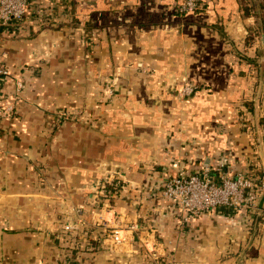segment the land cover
Instances as JSON below:
<instances>
[{"label": "crops", "instance_id": "0c3cea01", "mask_svg": "<svg viewBox=\"0 0 264 264\" xmlns=\"http://www.w3.org/2000/svg\"><path fill=\"white\" fill-rule=\"evenodd\" d=\"M177 1L31 0L0 27V264H264V35L240 0ZM223 156L255 203L180 223L160 184Z\"/></svg>", "mask_w": 264, "mask_h": 264}, {"label": "built area", "instance_id": "2783aa9c", "mask_svg": "<svg viewBox=\"0 0 264 264\" xmlns=\"http://www.w3.org/2000/svg\"><path fill=\"white\" fill-rule=\"evenodd\" d=\"M30 2L31 0H0V27L11 31L19 28ZM201 2L202 0H178L176 9L179 13L192 12ZM13 26H15L14 29ZM9 75V70L0 61V85ZM22 88L23 82L16 79V96ZM193 90L194 85L184 83L177 93L180 97H185ZM14 109L11 103L0 105V113H10ZM257 186L256 181L244 172L231 171L228 168V158L223 156L218 159L215 167L205 164L196 171H186L181 168L176 173L166 176L160 184V192L171 205L179 210L180 223H183L213 209L236 213L244 207H250L255 203ZM135 227H138L136 223L129 225V228ZM113 235L117 242L123 239V235H119L117 230H113ZM152 256L159 260L156 254L152 253ZM160 264L175 263L168 261Z\"/></svg>", "mask_w": 264, "mask_h": 264}, {"label": "trees", "instance_id": "16d2710c", "mask_svg": "<svg viewBox=\"0 0 264 264\" xmlns=\"http://www.w3.org/2000/svg\"><path fill=\"white\" fill-rule=\"evenodd\" d=\"M240 5L246 15H254L256 18V24L251 27L250 34L247 39H252L253 34L262 33L264 35V0H240ZM251 63H254V59L248 58Z\"/></svg>", "mask_w": 264, "mask_h": 264}, {"label": "rangeland", "instance_id": "374dc122", "mask_svg": "<svg viewBox=\"0 0 264 264\" xmlns=\"http://www.w3.org/2000/svg\"><path fill=\"white\" fill-rule=\"evenodd\" d=\"M257 63H258V62H256V64H257ZM259 64H260V63H259ZM261 64H263V63H261ZM122 234H123V232H120V235H122ZM160 262H161V261H159V264H160Z\"/></svg>", "mask_w": 264, "mask_h": 264}]
</instances>
